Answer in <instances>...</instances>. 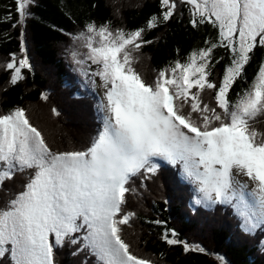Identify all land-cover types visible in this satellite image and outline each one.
I'll list each match as a JSON object with an SVG mask.
<instances>
[{"label":"snow or ice","instance_id":"obj_1","mask_svg":"<svg viewBox=\"0 0 264 264\" xmlns=\"http://www.w3.org/2000/svg\"><path fill=\"white\" fill-rule=\"evenodd\" d=\"M35 2L17 0L20 25ZM161 7L148 28L187 8L189 23L211 24L217 39L149 82L135 67V53L151 43L143 38L145 29L86 24L74 38L88 49L87 60L77 59V52L73 58L96 65L92 76L104 89L97 105L102 127L90 147L54 150L24 108L0 114V189L17 174L28 177L23 190L0 205V261L57 264V250L68 244L79 245L72 255L86 250L95 264H154L131 250L123 226L135 215L124 211L133 178L155 174L157 161L178 168L195 186L194 203L230 205L246 232L264 225V130L253 123L264 116V61L249 87L235 101L229 96L255 51L264 48V0H161ZM220 47L231 61L217 84L209 77ZM21 51L22 58L12 54L6 64L13 85L33 67L23 44ZM205 89L215 90L214 104L203 100ZM162 239L186 253L206 251L174 230ZM217 259L227 264L223 256Z\"/></svg>","mask_w":264,"mask_h":264},{"label":"trees","instance_id":"obj_2","mask_svg":"<svg viewBox=\"0 0 264 264\" xmlns=\"http://www.w3.org/2000/svg\"><path fill=\"white\" fill-rule=\"evenodd\" d=\"M163 10L161 0H36L30 8L31 17L20 25L17 0H0V114L24 108L54 150L90 147L102 127L97 111L100 99L90 81L78 76L67 60V54L77 49L74 37L90 22H110L113 29H145L143 38L151 43L135 53V67L151 82L160 70L174 66L177 60L185 62L194 50L206 46L205 41H215L218 36L211 24L193 27L187 8H181L169 21L148 28L152 16H160ZM22 44L33 67L13 85V72L6 64L12 54L24 55ZM213 57L209 79L219 84L231 56L220 47ZM262 61L264 48H259L245 67L246 77L237 80L229 93L233 101L253 82ZM82 81L87 88L80 86ZM201 95L206 103L214 104L215 90L205 89ZM253 123L264 130V116ZM157 163L160 167L155 174L133 178L132 191L126 193L124 211L135 215L129 225L123 226V238L135 254L154 264H221L217 256H223L227 264H264V225L246 232L230 205L205 207L194 203L195 186L183 178L178 168L164 161ZM27 179L17 174L6 181L0 189V205L12 193L22 191ZM172 230L182 241L206 251L186 253L182 245H168L162 237ZM78 247L65 244L58 249L57 264H95V257L86 250L72 255ZM0 264L11 262L5 258Z\"/></svg>","mask_w":264,"mask_h":264},{"label":"rangeland","instance_id":"obj_3","mask_svg":"<svg viewBox=\"0 0 264 264\" xmlns=\"http://www.w3.org/2000/svg\"><path fill=\"white\" fill-rule=\"evenodd\" d=\"M76 46H77V49L75 50V52L79 53V55L77 56V59L87 60V57L85 54L88 52V49L84 46L83 41L77 40ZM67 55H68L67 56L68 62L72 65L73 69L77 72L78 76H80L84 80L86 78L90 81L91 86H93V89H94L96 95L100 99L104 93V89L100 86L102 82H101L99 77H93L92 76V72H94L96 70L97 66L92 64L91 61H87L85 64H77L73 58V52H71V53L69 52ZM22 57H23V55L21 57H17V59L22 58ZM25 70L26 69H24L22 71L24 72ZM85 71H87V75H85ZM93 80L95 81V84L92 83ZM79 84L83 89L87 88L86 82L82 81ZM243 179H246V178H243ZM256 228H254L252 231H254Z\"/></svg>","mask_w":264,"mask_h":264}]
</instances>
